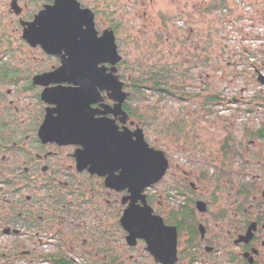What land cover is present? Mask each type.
Wrapping results in <instances>:
<instances>
[{
  "label": "flooded vegetation",
  "instance_id": "obj_1",
  "mask_svg": "<svg viewBox=\"0 0 264 264\" xmlns=\"http://www.w3.org/2000/svg\"><path fill=\"white\" fill-rule=\"evenodd\" d=\"M159 1L0 0V264H264V188L257 182L262 177L247 170L245 182L237 186L232 180L225 201L221 173L173 170V160L148 141L131 105L126 17L160 21L165 29L171 15L162 6L148 15ZM51 14L59 28L70 22L78 31L67 47L62 37H53L54 52L41 34ZM111 33L121 60L114 66L97 58L96 75L109 77L116 68L129 94L121 111L106 86L83 90L78 79L94 68L82 66L94 60L75 61L71 52ZM75 89L86 106L68 113L59 95ZM260 102L250 110L264 118V98ZM104 124L128 136L130 144L143 131L155 152L152 166L165 169L163 176L156 182L135 178L130 163H111L107 153L98 161L99 153L87 146L108 135ZM246 132L252 166L256 156H264V121L249 123ZM224 142V155L241 157L242 142Z\"/></svg>",
  "mask_w": 264,
  "mask_h": 264
},
{
  "label": "rangeland",
  "instance_id": "obj_2",
  "mask_svg": "<svg viewBox=\"0 0 264 264\" xmlns=\"http://www.w3.org/2000/svg\"><path fill=\"white\" fill-rule=\"evenodd\" d=\"M235 2L228 1L229 11L224 12L219 0H160L148 15H156L162 6L171 15L165 29L160 21L131 14L122 32L125 76L131 82L127 91L133 95L131 105L138 108L146 138L166 150L175 171L220 172L225 201L234 183L247 180V170L262 177L257 182L264 188V156H256L251 166L246 152L248 124L264 121L261 112L250 110L264 98V83L257 80L264 74V45L250 41L257 33L264 35V0ZM156 74L173 88L176 81H184L191 92L183 98L175 89L167 93L150 87L147 78ZM134 80L140 88H134ZM218 93L221 99L208 103V97ZM253 95L261 98L251 102ZM229 137L242 142L237 146L242 155L234 160L220 150ZM263 145L259 142V148Z\"/></svg>",
  "mask_w": 264,
  "mask_h": 264
},
{
  "label": "water",
  "instance_id": "obj_3",
  "mask_svg": "<svg viewBox=\"0 0 264 264\" xmlns=\"http://www.w3.org/2000/svg\"><path fill=\"white\" fill-rule=\"evenodd\" d=\"M52 9V11L58 10V8L56 7ZM61 10L69 11L71 9L62 7ZM50 16L52 18H50V23L46 27L47 31H41V34L42 36L48 37L44 41L49 47L47 48V51L54 52L57 43L53 37H62L63 41L61 45L67 47L68 44H72V42L74 41V37L78 35V31L73 28V24L70 22L62 23V27L59 28V24L55 22L53 14H51ZM63 17L65 20H70L69 18L71 16ZM71 52L73 53L72 58L75 59V61L80 57L93 58L94 60L93 62H88L87 65L85 64L82 66L85 68H89V66L92 67V69L94 68L93 73L89 72L88 69L87 75L84 74V79H78V82H81V84L83 85V90L85 92L90 91L91 85H93V88H95V86L101 85L106 86L110 92V98L117 102V107L121 111L122 104L128 98L129 94L127 92H124V84L118 79L117 76H115L114 73L116 71V68L113 67L109 77L103 76L102 74L96 75V69L98 66V62L96 61L97 58H103L105 60L108 59L114 66L121 60V57L118 55L114 35L112 33L110 34V37L106 35L103 43H97L96 41H93L91 45L88 43V48L74 46L73 48H71ZM71 66L79 67L80 64L74 63ZM64 67L67 66L65 65ZM89 73L91 74L89 75ZM92 74L93 76H91ZM260 82L264 83V79L261 75ZM74 83H77V81H74ZM73 91L71 92L70 90L68 93L61 91L59 95L62 97L61 106L63 110L68 113L75 107L86 106L85 102L80 101V96L78 95L80 94L79 91L81 90L75 89ZM100 127L101 129L102 127L106 130L109 129L108 135L104 137L99 136V138L101 139V142L99 144H90L87 146L94 152L99 153L100 157L97 158L98 161L102 162L104 154L107 153L109 155L111 163H122V161L130 163L131 165L130 167H127V169L130 168L132 170L138 171V174L135 176V178H152V182H156L163 176L165 169H155L152 166L154 158L151 156V154L155 152L145 141L143 131H140V134L138 135V142L136 144H130L127 138L128 136L124 134H116V129L114 128V126H112V124L109 125V128L105 124L101 125ZM158 154L161 155L160 152H158ZM160 161L161 160L159 158L158 162ZM158 172H160L159 175H157ZM131 178H134V176H132Z\"/></svg>",
  "mask_w": 264,
  "mask_h": 264
},
{
  "label": "trees",
  "instance_id": "obj_4",
  "mask_svg": "<svg viewBox=\"0 0 264 264\" xmlns=\"http://www.w3.org/2000/svg\"><path fill=\"white\" fill-rule=\"evenodd\" d=\"M228 1L229 0H222L220 2L221 7L227 8L229 6ZM162 74L165 78L167 77V75H166L167 73L163 72ZM156 75H157V77H154V78L148 77L147 78L148 80H150V84H151L150 87L151 86L155 87V88L159 89L160 91L167 92V93H171L175 89L176 91H180V93L182 92L183 93L182 96L184 98V96L186 95V92H187L185 89L186 86H185L184 81H182V85L180 84V81H176V87L173 88L172 87L173 85H171V87L168 86V84L165 82L166 80L163 76H160L158 74H156ZM151 80H152V82H151ZM145 82H148V81H145ZM133 83H134L133 86L135 89L141 87L140 83H138L136 80H134ZM143 83H144V81L143 82L141 81V84H143ZM220 99H221V94L218 93V94H215L213 96L208 97L207 101H209L208 103H211V102H215V101L217 102V100H220Z\"/></svg>",
  "mask_w": 264,
  "mask_h": 264
},
{
  "label": "built area",
  "instance_id": "obj_5",
  "mask_svg": "<svg viewBox=\"0 0 264 264\" xmlns=\"http://www.w3.org/2000/svg\"><path fill=\"white\" fill-rule=\"evenodd\" d=\"M230 1V0H229ZM237 2H235L236 4H241L242 2L245 3L246 0H236ZM230 6H228L227 8H223L222 11L224 12H228L229 11ZM252 28V27H251ZM253 30V29H252ZM248 41V40H247ZM252 41V43H254L255 45H259V44H263L264 45V35L262 33H257V36L255 37V40H250ZM262 74V73H261ZM262 76L264 77V74H262Z\"/></svg>",
  "mask_w": 264,
  "mask_h": 264
},
{
  "label": "snow or ice",
  "instance_id": "obj_6",
  "mask_svg": "<svg viewBox=\"0 0 264 264\" xmlns=\"http://www.w3.org/2000/svg\"><path fill=\"white\" fill-rule=\"evenodd\" d=\"M101 43H103V41H101Z\"/></svg>",
  "mask_w": 264,
  "mask_h": 264
}]
</instances>
